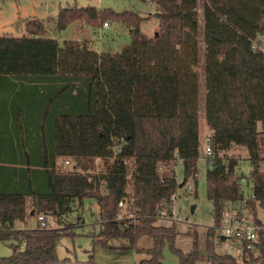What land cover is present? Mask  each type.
I'll return each mask as SVG.
<instances>
[{"label": "trees", "instance_id": "obj_1", "mask_svg": "<svg viewBox=\"0 0 264 264\" xmlns=\"http://www.w3.org/2000/svg\"><path fill=\"white\" fill-rule=\"evenodd\" d=\"M154 6L156 32L139 30L145 18L93 6L59 8L54 25L63 30L78 23L100 27L108 22L128 30L130 42L118 52H95L85 43L47 38L41 21L23 23L25 35L0 36V240L21 238L24 247L0 257V264H94L57 258L55 241L73 233L63 219L74 207L93 200L99 229L93 247L107 248L114 238L136 241L148 237L149 249L136 264H161L162 248L178 264H260L264 260V56L252 52L250 41L264 34V0H139ZM198 8L202 29L198 33ZM202 44L200 61L199 44ZM200 68L203 119L211 157L205 169V198L212 225L198 246L196 231L187 229L191 248L174 245L175 224L158 226L155 206L167 200L174 182L160 185L157 163L179 159L183 181L195 184L198 159L197 93ZM259 128V129H258ZM121 139V141H119ZM113 140L119 144L112 151ZM232 147L247 153L250 194L246 205L258 231L260 257L237 262L218 254L209 241L226 203L243 198ZM57 158H72L81 172L56 167ZM103 173L90 174L93 159ZM134 218L119 219L117 202L124 196L128 169ZM91 169V168H90ZM89 179V181H88ZM139 184L143 191L140 198ZM31 213V215H30ZM43 214L60 228L26 226L30 216ZM23 228L15 229V223Z\"/></svg>", "mask_w": 264, "mask_h": 264}, {"label": "rangeland", "instance_id": "obj_2", "mask_svg": "<svg viewBox=\"0 0 264 264\" xmlns=\"http://www.w3.org/2000/svg\"><path fill=\"white\" fill-rule=\"evenodd\" d=\"M85 7L93 6L96 9H111L119 12L130 10L138 16L145 18L140 24L139 30L147 37H152L157 28V19L152 15L153 5L142 3L139 0H0V36L18 38L25 35L23 23L28 19H37L41 21L46 29V37L55 39L61 43L65 39H77L85 43L87 47L95 52H118L121 47L130 42L128 30L121 24L108 22L106 28L87 27L82 24L73 23L70 27L63 30H57L54 25L55 16L59 8L62 7ZM198 33L201 35L202 19L201 10L198 8ZM200 61L202 54V44H199ZM198 73V93H197V125H198V159L196 162L197 175L195 184L188 178L183 181L182 167L180 163L171 162L170 172L166 173V181L174 182V189L177 198L174 202L175 211L179 215L180 221L174 223L177 235L174 240L176 248L182 252H188L191 248V236L185 234L187 229L192 228L196 231L199 249L203 247L205 231L211 227V205L205 198V169L209 167L207 160L211 157L205 154V148L208 147V131L203 119V100L204 86L200 68L196 69ZM259 129V128H258ZM112 151L116 152L119 144L113 140ZM226 157L236 160L237 174L245 180L242 182L243 196L249 194L250 183L247 174L250 169V162L247 159V153L242 147H232L225 153ZM264 156V154H263ZM60 158L56 159V163ZM70 165H77L72 158H67ZM93 164V163H92ZM91 168V169H90ZM87 171L90 174L103 173L104 166L101 162L92 165ZM259 169L264 171V160L259 162ZM132 172V165L128 169L127 182L125 189L131 191L132 186L129 175ZM157 177V176H156ZM165 181V182H166ZM190 187V190L187 187ZM149 187V186H148ZM148 187L142 188L139 184L140 198L143 197V191ZM193 207L192 213L190 208ZM256 215L263 221V213L256 209ZM118 216L123 217V213L118 212ZM47 217V223L50 228H60L56 226L55 221L50 216ZM63 223L70 226L73 233L71 237H58L55 241V255L57 258H69L78 261H85L88 256L93 257L94 264H136L138 260L147 258L145 253L138 254L136 249H149L152 245L148 237H140L136 241L125 238H114L107 242V248L93 247L90 238L91 233H97L99 229L98 208L93 200L83 202L81 208L74 207L68 214ZM158 226H168L170 223L156 221ZM36 225L35 218L30 216L26 221V226L32 228ZM22 227L21 223H15L14 228ZM11 244L15 246L16 251H21L24 247L23 240H0V257L9 256L12 253ZM222 254L221 251L215 250ZM161 264H178L177 257L173 255L164 246L161 251ZM194 264H209L203 256L200 255Z\"/></svg>", "mask_w": 264, "mask_h": 264}, {"label": "built area", "instance_id": "obj_3", "mask_svg": "<svg viewBox=\"0 0 264 264\" xmlns=\"http://www.w3.org/2000/svg\"><path fill=\"white\" fill-rule=\"evenodd\" d=\"M101 26L106 27L107 24L103 23ZM250 49L252 52L264 56V34H256L253 37L250 41ZM119 141H121V139H119ZM205 154L207 156L210 155L208 147L205 148ZM99 162L100 160L98 158L93 159L94 165L99 164ZM171 162L180 163V160L174 159V161ZM171 162L157 163L155 166V175L160 185L165 184L167 178L166 173L170 172L169 164ZM55 165L61 170L81 172L75 165H70L67 158H60L58 163L55 162ZM244 180L243 177L239 176L238 182L241 188ZM187 189L190 190V187L188 186ZM250 193L249 189V194ZM130 194L131 191L124 188V196L117 202V211L123 213V217L119 219L133 220L134 218L133 196ZM176 198L177 195L175 191H172L167 200L161 201L155 206L152 218L155 221H164L168 223L179 222L180 218L174 206ZM257 219H259V217H257ZM35 221L38 222L41 228H49L45 215H37ZM260 228V226L253 223L251 209L246 205V197L243 196L242 199L226 203L223 206L220 220L216 226L212 227V234L209 237V241L213 245L214 250H219L222 254L232 256L237 262L247 259L248 256L257 258L260 257V249L258 247V231Z\"/></svg>", "mask_w": 264, "mask_h": 264}, {"label": "crops", "instance_id": "obj_4", "mask_svg": "<svg viewBox=\"0 0 264 264\" xmlns=\"http://www.w3.org/2000/svg\"><path fill=\"white\" fill-rule=\"evenodd\" d=\"M153 8H154V6H153ZM72 24H70V25H68V27H70ZM102 27V26H101ZM107 27V26H106ZM106 27H102V28H106ZM75 40H77V39H75ZM78 41V40H77ZM207 131H208V135H209V130L207 129ZM21 228H23V225H22V227H20V228H15V229H21Z\"/></svg>", "mask_w": 264, "mask_h": 264}, {"label": "water", "instance_id": "obj_5", "mask_svg": "<svg viewBox=\"0 0 264 264\" xmlns=\"http://www.w3.org/2000/svg\"><path fill=\"white\" fill-rule=\"evenodd\" d=\"M192 209H193V207L190 208V213H192ZM30 215H31V213H30ZM260 264H264V260L261 261Z\"/></svg>", "mask_w": 264, "mask_h": 264}]
</instances>
